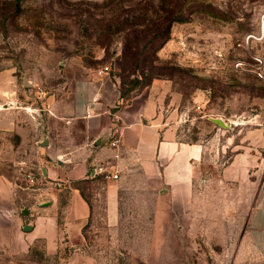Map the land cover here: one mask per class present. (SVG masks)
Instances as JSON below:
<instances>
[{
  "label": "rangeland",
  "instance_id": "obj_1",
  "mask_svg": "<svg viewBox=\"0 0 264 264\" xmlns=\"http://www.w3.org/2000/svg\"><path fill=\"white\" fill-rule=\"evenodd\" d=\"M168 23L172 27L165 40ZM161 33L164 37L158 38ZM133 56L141 59L137 75L145 76L139 90L150 79L165 83L162 117L178 140L212 142L199 190H209L216 200L200 211L215 216L200 220L193 237L197 250H182L186 240L173 234L168 236L171 249L161 254L171 264H233L264 186V0H0V72H13L24 125L30 129L31 122L33 128L38 123L39 133H50L54 143L65 131L62 112L71 104L73 81L92 72L97 83L118 82V91L108 90L105 98L113 102L137 89L131 75L135 69L124 72ZM106 67L108 74L99 75ZM49 102L57 105L53 112ZM81 129L80 124L71 127L72 132ZM19 143L15 133L0 136V174L21 185L31 178L41 184L42 172L32 162L45 154L17 150ZM239 152L260 162L241 189L220 177L222 166ZM99 199L84 229L83 255L65 245L48 257L39 242L25 255L0 251V264H68L85 262V257L101 264H143V255L157 259L155 251L114 249ZM246 254L247 262H258L248 245Z\"/></svg>",
  "mask_w": 264,
  "mask_h": 264
},
{
  "label": "crops",
  "instance_id": "obj_2",
  "mask_svg": "<svg viewBox=\"0 0 264 264\" xmlns=\"http://www.w3.org/2000/svg\"><path fill=\"white\" fill-rule=\"evenodd\" d=\"M13 78L11 70L0 72V136L15 133L20 139L17 150L43 151L45 157L32 162L42 172L41 184L35 179L21 185L0 174V251L10 257L25 255L42 242L48 257L59 254L65 245L83 255L84 229L100 197L114 249L159 252L157 259L143 255V264H171L161 252L171 249L168 236L173 234L186 240L182 250L198 249V238L193 237L199 234L200 220L215 216L200 211L216 200L209 190H199L202 164L212 142L178 140L174 127L162 117L164 82L153 81L130 103H124L121 95L108 102L107 91L117 92L118 82L100 84L94 73L86 72L72 83L71 104L62 112L65 131L54 143L50 133H39L38 123L33 128L31 122L30 129L24 125L27 120L16 105L20 95L13 89ZM50 103L53 112L57 105ZM116 108L119 111L112 113ZM78 124L82 129L72 132ZM259 165L256 156L239 152L222 166L220 177L224 184L239 183L241 189L242 181L247 182ZM116 173L118 179L113 178ZM28 224L32 229L26 231ZM247 245L258 262H247ZM237 250L233 264H264V186ZM84 259L68 264H101Z\"/></svg>",
  "mask_w": 264,
  "mask_h": 264
},
{
  "label": "trees",
  "instance_id": "obj_3",
  "mask_svg": "<svg viewBox=\"0 0 264 264\" xmlns=\"http://www.w3.org/2000/svg\"><path fill=\"white\" fill-rule=\"evenodd\" d=\"M175 21H177V20H175ZM171 27H172V23H168L167 24V26H165V37L166 38H164L165 40H167L168 39V37H169V35H170V29H171ZM162 36H163V33H161L159 36H158V38H162ZM164 37V36H163ZM164 40V41H165ZM161 47L162 46H160L159 48H158V50L159 49H161ZM157 61L159 60L158 58L156 59ZM130 64H128V65H124V72H126V71H128V69L129 68H131V69H135V71L134 72H132V74L131 75H133L134 76V84H133V86H135V88H137V87H139L140 86V84H141V78H143V77H145L143 74H139V75H137V72H136V68H138V66H139V64H140V61H141V59L140 58H137L136 56H133V58H130ZM126 67V68H125ZM133 67V68H132ZM129 72V71H128ZM155 79H150L145 85H144V88H146V87H148V86H150L151 85V83L154 81ZM143 91V87H142V89H140L139 90V88H137V89H133V87L131 88V89H128V90H126V93H121V99L123 100V102L124 103H130L131 102V100L135 97V96H137L138 94H140L141 92ZM132 93H134V94H132ZM130 94H132V96H127V95H130Z\"/></svg>",
  "mask_w": 264,
  "mask_h": 264
},
{
  "label": "built area",
  "instance_id": "obj_4",
  "mask_svg": "<svg viewBox=\"0 0 264 264\" xmlns=\"http://www.w3.org/2000/svg\"><path fill=\"white\" fill-rule=\"evenodd\" d=\"M108 72H109V68H108V67H106V68H104V69H102V70L100 71V73H102V74H104V73H108ZM113 145H116V143H114ZM113 178H114V179H118V178H119L118 173L114 174V175H113ZM30 180H31V181H34L35 178H31Z\"/></svg>",
  "mask_w": 264,
  "mask_h": 264
},
{
  "label": "water",
  "instance_id": "obj_5",
  "mask_svg": "<svg viewBox=\"0 0 264 264\" xmlns=\"http://www.w3.org/2000/svg\"><path fill=\"white\" fill-rule=\"evenodd\" d=\"M214 122H216V124H220V125H223V126L226 125V124H224V122L222 120H214ZM30 229H32V226L30 224H28L27 227H26V231H29Z\"/></svg>",
  "mask_w": 264,
  "mask_h": 264
}]
</instances>
